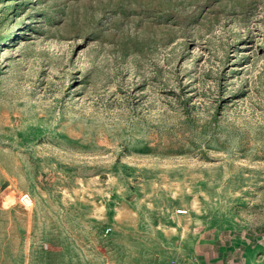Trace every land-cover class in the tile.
<instances>
[{
    "label": "rangeland",
    "instance_id": "374dc122",
    "mask_svg": "<svg viewBox=\"0 0 264 264\" xmlns=\"http://www.w3.org/2000/svg\"><path fill=\"white\" fill-rule=\"evenodd\" d=\"M236 239L264 242V0H0V264Z\"/></svg>",
    "mask_w": 264,
    "mask_h": 264
},
{
    "label": "crops",
    "instance_id": "0c3cea01",
    "mask_svg": "<svg viewBox=\"0 0 264 264\" xmlns=\"http://www.w3.org/2000/svg\"><path fill=\"white\" fill-rule=\"evenodd\" d=\"M245 255L240 254L241 248H245ZM189 246L187 245V249ZM192 254H194L192 252ZM197 254V251H196ZM184 255L181 252H174L168 254L163 263L168 261H179L184 259ZM188 258V257H187ZM205 262V263H204ZM264 264V242L251 241L249 244L236 239L230 246L225 243H221V247L217 250H208L203 253V264Z\"/></svg>",
    "mask_w": 264,
    "mask_h": 264
},
{
    "label": "built area",
    "instance_id": "2783aa9c",
    "mask_svg": "<svg viewBox=\"0 0 264 264\" xmlns=\"http://www.w3.org/2000/svg\"><path fill=\"white\" fill-rule=\"evenodd\" d=\"M21 201L23 203L24 206L31 207L33 204L32 198L31 196H29V194H24L21 196ZM167 264H203L200 260H193V261H172L169 262Z\"/></svg>",
    "mask_w": 264,
    "mask_h": 264
},
{
    "label": "bare ground",
    "instance_id": "6f19581e",
    "mask_svg": "<svg viewBox=\"0 0 264 264\" xmlns=\"http://www.w3.org/2000/svg\"><path fill=\"white\" fill-rule=\"evenodd\" d=\"M30 132V131H29ZM29 132H27V133H29ZM26 133V134H27ZM31 133V132H30ZM28 135V134H27ZM27 137V136H26ZM28 138V137H27ZM126 174V173H125ZM173 198V197H172ZM167 202V201H166ZM111 204L112 203H110V206H111ZM162 207V206H161ZM110 209H111V207L109 208V210H108V212L110 211ZM171 211V210H170ZM177 212H180V213H183V212H187L186 210H182V209H180V210H178ZM185 235H186V233H185ZM185 238V237H184ZM205 263V262H204ZM208 264V263H207Z\"/></svg>",
    "mask_w": 264,
    "mask_h": 264
}]
</instances>
